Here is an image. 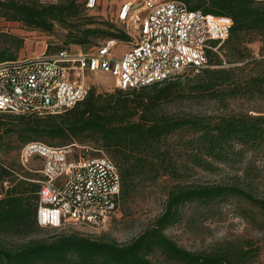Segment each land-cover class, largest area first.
<instances>
[{
  "label": "trees",
  "instance_id": "1",
  "mask_svg": "<svg viewBox=\"0 0 264 264\" xmlns=\"http://www.w3.org/2000/svg\"><path fill=\"white\" fill-rule=\"evenodd\" d=\"M178 1L189 10L231 19L229 37L220 47V51L228 50L227 65L219 54L209 52L207 67L190 70L196 72L192 77L183 78L185 72L170 81L126 91L115 88L100 93L91 87L82 101L57 114L0 112V128L5 127L7 136L15 134L21 148L29 142H45L53 147L96 142L118 168L121 205L138 186L162 176H179L171 151L163 146L173 135H187L190 164L204 170H210L212 162L229 163L238 155L236 146L263 144L264 115L207 118L176 116L163 109L193 99L218 103L253 99L262 92L264 72L244 70L249 65L245 45L251 41L246 36L264 35V0ZM85 9V0L49 4L41 0H0V18L5 21L45 34H51L57 25L67 30L64 44L54 51L129 41L124 29L112 24L96 26L92 17L84 23L74 22ZM23 43L20 36L0 32V62L16 59ZM238 63L244 64L232 66ZM26 176L0 162V264H247V245L220 243L205 251H189L179 247L165 230L180 220V210L186 204L210 208L229 198H240L264 212V199L236 184H175L166 194L162 213L136 238L119 244L64 228L38 226L39 177L35 180ZM42 229L60 232L32 238Z\"/></svg>",
  "mask_w": 264,
  "mask_h": 264
},
{
  "label": "built area",
  "instance_id": "2",
  "mask_svg": "<svg viewBox=\"0 0 264 264\" xmlns=\"http://www.w3.org/2000/svg\"><path fill=\"white\" fill-rule=\"evenodd\" d=\"M98 6L99 0H85L87 10ZM115 19L130 44L119 57L111 53L117 41H105L86 50L78 46L47 52L45 46L43 54L0 62V112L60 113L94 87L85 81L90 73H110L115 88L126 91L206 68L208 53L219 54L232 26L228 17L189 10L178 0L124 2ZM77 148L29 142L20 150L23 164L33 158L40 162L36 221L42 228L102 227L119 212L121 181L116 164L102 151L93 156Z\"/></svg>",
  "mask_w": 264,
  "mask_h": 264
},
{
  "label": "rangeland",
  "instance_id": "3",
  "mask_svg": "<svg viewBox=\"0 0 264 264\" xmlns=\"http://www.w3.org/2000/svg\"><path fill=\"white\" fill-rule=\"evenodd\" d=\"M117 4L114 6L110 0H99L98 7L92 10L85 9L80 18L74 22L84 23L92 17L96 26L112 24L116 28L124 29L115 19ZM66 31L57 25L51 34H45L27 29L20 23L8 22L0 18V32L17 35L24 39L18 57L43 54L45 46H47V52L54 51L64 44ZM136 35L137 31H133V36ZM245 39L251 41L245 45L247 48L246 62L249 65L244 72L255 74L258 71L264 72V35L252 38L246 36ZM128 42H116L111 53L119 57L130 47ZM81 48L86 50L90 47L83 46ZM226 52L228 53L226 48L219 52L224 65H227L226 62H228ZM243 64L238 63L232 66H242ZM195 74L196 72L188 71L182 77H192ZM85 81L87 84L93 85L95 90L100 93L112 92L116 86L115 77L110 73H90ZM163 111L176 116L207 118L244 113L264 115V84L262 92L253 99L228 100L225 103L193 99L168 104ZM5 132V127H1L0 162L12 167L19 174L26 176L23 173H27L26 177H33L36 180L39 177L40 162L33 158L23 164L20 161L22 146L20 140L15 134L7 136ZM187 141V135L179 133L169 137L163 143V146L171 151L174 165L180 173L178 177L162 176L151 183L138 186L134 193L123 202L119 212L108 225L102 227L69 225L64 227V230L76 232L92 239L110 240L119 244L128 243L140 235L162 213L166 194L175 184H236L256 198L264 199V143L247 147L236 146L238 155L233 160L227 164L212 162V168L204 170L191 166L187 157L189 153ZM75 144L78 147L76 151L83 152L87 149L88 153L93 156L102 151L107 156L96 142ZM84 147L85 150H82ZM180 211V220L165 230V234L179 247L189 251H205L220 243L244 244L249 249L247 264H264V212L258 211L240 198H229L210 208L186 204ZM59 232V230L42 229L32 238H47ZM156 260L160 261V259L153 258V261Z\"/></svg>",
  "mask_w": 264,
  "mask_h": 264
},
{
  "label": "crops",
  "instance_id": "4",
  "mask_svg": "<svg viewBox=\"0 0 264 264\" xmlns=\"http://www.w3.org/2000/svg\"><path fill=\"white\" fill-rule=\"evenodd\" d=\"M128 1H131V0H110V2L113 3L114 6H115L117 3H119V4H117V10L115 11V16H116V14H117V11H118L119 6H120L122 3H124V2H128ZM115 2H117V3H115ZM112 7H113V6H112Z\"/></svg>",
  "mask_w": 264,
  "mask_h": 264
}]
</instances>
